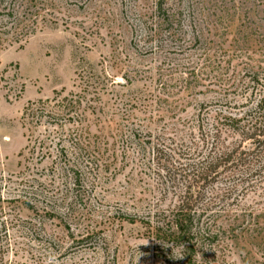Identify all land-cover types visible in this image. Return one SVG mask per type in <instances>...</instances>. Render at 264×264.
Here are the masks:
<instances>
[{"label":"rangeland","instance_id":"1","mask_svg":"<svg viewBox=\"0 0 264 264\" xmlns=\"http://www.w3.org/2000/svg\"><path fill=\"white\" fill-rule=\"evenodd\" d=\"M82 76L105 84L94 113L30 134L28 105L83 95ZM263 96L264 0H0V264H188L168 237L208 158L190 130ZM224 178L203 185L192 264H264V178L231 200Z\"/></svg>","mask_w":264,"mask_h":264},{"label":"trees","instance_id":"2","mask_svg":"<svg viewBox=\"0 0 264 264\" xmlns=\"http://www.w3.org/2000/svg\"><path fill=\"white\" fill-rule=\"evenodd\" d=\"M162 5L163 3H160V8ZM198 77V75L194 76L196 83L200 82ZM80 80L83 95L72 92L66 93V90H63L55 93L54 98L51 100L28 105L23 113L22 120L26 122L25 128L30 134L43 129L48 132V139L52 136L55 139L58 131L64 126H75L82 123V119L86 118L88 112H90L92 104L100 101V93L106 88H104V82L99 78L96 81H90L89 78L82 76ZM232 82L230 80L222 81L225 94L231 90L236 91L237 88L234 83L231 85ZM246 101L248 104L251 103V95ZM90 113L93 114L94 112ZM234 113H236V110H234ZM240 114L242 115L233 114L227 109L224 111L221 109L216 111V116L211 121L207 123L200 121L197 131L196 129L193 132L190 130L191 133L188 139L192 138L194 132H199V137H197L198 141L189 140V150H194L199 155L208 153V158L197 166L198 169L194 170L193 174L187 177V179L192 178L193 182L185 186V191L177 207L178 212L173 221V232L168 237V243L171 242L173 245L182 248L188 264H192L193 259H196L200 240L203 239L204 241L213 234L212 231L208 230L207 235L199 225L194 223L197 214L200 212L199 204H204L205 192L203 191L208 185L206 187L203 185L209 181L211 186L215 183L213 180H219L224 176L221 185L229 186L224 191V198L225 200H231L238 188L249 185L255 178H264L262 176V173H264V96L257 102V105L248 107L245 113ZM98 121L101 123L100 120ZM131 134L133 135V133ZM237 136V141L233 140L231 142L229 140L230 137ZM75 138L78 141L81 136L77 134ZM132 138L135 140L136 134ZM245 143H248L251 147L245 146ZM59 144L55 146L58 147ZM73 144L74 149L77 150L76 146L78 144ZM160 146L163 148L157 150L158 152H171V149L163 146V144H160ZM62 148L60 147L61 153H65L64 148ZM78 150L80 153H86L82 147ZM166 156L168 157V155ZM65 166L64 169L69 168L71 172L74 163L73 165L68 164L66 168ZM183 168L185 167L183 166ZM211 181L213 182L211 183ZM195 184L198 186L195 187ZM195 188H198L200 192L193 191ZM216 236L212 238H216Z\"/></svg>","mask_w":264,"mask_h":264}]
</instances>
